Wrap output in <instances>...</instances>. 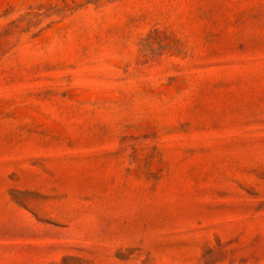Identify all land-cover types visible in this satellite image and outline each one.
<instances>
[{
	"label": "rangeland",
	"instance_id": "1",
	"mask_svg": "<svg viewBox=\"0 0 264 264\" xmlns=\"http://www.w3.org/2000/svg\"><path fill=\"white\" fill-rule=\"evenodd\" d=\"M0 264H264V0H0Z\"/></svg>",
	"mask_w": 264,
	"mask_h": 264
}]
</instances>
